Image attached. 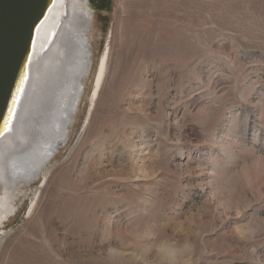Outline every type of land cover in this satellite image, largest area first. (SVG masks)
I'll return each mask as SVG.
<instances>
[{
    "label": "rangeland",
    "instance_id": "rangeland-1",
    "mask_svg": "<svg viewBox=\"0 0 264 264\" xmlns=\"http://www.w3.org/2000/svg\"><path fill=\"white\" fill-rule=\"evenodd\" d=\"M87 5L79 108L0 264H264V0Z\"/></svg>",
    "mask_w": 264,
    "mask_h": 264
},
{
    "label": "bare ground",
    "instance_id": "bare-ground-1",
    "mask_svg": "<svg viewBox=\"0 0 264 264\" xmlns=\"http://www.w3.org/2000/svg\"><path fill=\"white\" fill-rule=\"evenodd\" d=\"M87 4L86 0H56L38 30L23 111L14 127L0 138V224L16 213V186L29 185L38 178L44 183L50 170V151L55 143L69 137L64 123L73 109L70 90L73 77L86 69L85 33L92 26ZM52 31L58 36L46 51ZM90 49L92 53L91 45ZM109 55L108 43L96 66L91 106L101 90Z\"/></svg>",
    "mask_w": 264,
    "mask_h": 264
},
{
    "label": "water",
    "instance_id": "water-1",
    "mask_svg": "<svg viewBox=\"0 0 264 264\" xmlns=\"http://www.w3.org/2000/svg\"><path fill=\"white\" fill-rule=\"evenodd\" d=\"M56 0H0V138L3 137L18 119L24 107L23 102L29 78V65L33 55L38 30L47 18ZM88 3V0H87ZM91 14L93 10H91ZM68 14V6L65 15ZM58 32L52 31L46 51L56 42ZM86 69L73 78L71 100L73 109L64 123L67 135L74 122L79 103L85 89V79L92 68L90 42L85 33ZM79 73V72H78ZM10 128V129H9ZM60 140L50 151L52 158L67 143ZM47 160V159H46Z\"/></svg>",
    "mask_w": 264,
    "mask_h": 264
}]
</instances>
